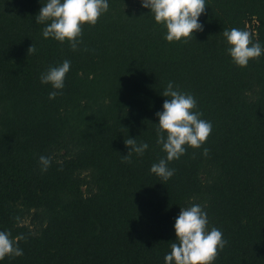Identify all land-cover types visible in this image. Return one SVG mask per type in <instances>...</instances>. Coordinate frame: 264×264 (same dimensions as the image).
<instances>
[{"label": "trees", "instance_id": "16d2710c", "mask_svg": "<svg viewBox=\"0 0 264 264\" xmlns=\"http://www.w3.org/2000/svg\"><path fill=\"white\" fill-rule=\"evenodd\" d=\"M108 4L73 51L42 36V0H0V231L25 237L23 254L0 264H165L175 218L193 203L227 241L214 264H264V55L237 67L221 34L247 30L264 46V0H206L187 42H167L139 0ZM64 60L50 100L40 75ZM169 82L212 131L163 181L150 172L165 156L152 124ZM127 138L148 144L130 164Z\"/></svg>", "mask_w": 264, "mask_h": 264}, {"label": "clouds", "instance_id": "9594fccd", "mask_svg": "<svg viewBox=\"0 0 264 264\" xmlns=\"http://www.w3.org/2000/svg\"><path fill=\"white\" fill-rule=\"evenodd\" d=\"M141 6L149 10L156 24L166 30L167 42L193 40V33L203 31L199 17L208 8L206 0H139ZM108 0H42L36 24L43 25L42 36L52 38L63 44L68 42L71 50H78L82 43L83 25L94 26L99 18L108 11ZM222 37L228 45V55L237 67H246L251 60L264 55V46L253 40L252 33L239 28L224 29ZM87 51V49H84ZM36 51L35 46L27 50V55ZM70 61L64 60L58 66L49 67L41 73L40 83L50 85L53 91L48 98L54 99L64 88L66 74L70 71ZM162 111L155 114L157 124H152L156 133V143L161 146L165 156L150 167V172L163 181L174 175L169 162L179 159L188 148L199 149L207 141L212 131L209 121L202 119L196 110L197 101L193 95L181 92L169 82L163 92ZM127 130V129H126ZM129 149L121 156L122 163H132L133 154L142 156L148 148L146 142L137 143L136 138L124 139ZM209 149L204 148L202 155L207 156ZM51 157L40 156L38 164L41 172L51 166ZM207 213L202 205L193 203L180 208L175 218V242L170 243V252L164 257L165 264H214L219 252L227 241L220 229L208 227ZM23 235L13 237L10 231H0V260L6 256L19 257L23 250L19 241Z\"/></svg>", "mask_w": 264, "mask_h": 264}, {"label": "rangeland", "instance_id": "374dc122", "mask_svg": "<svg viewBox=\"0 0 264 264\" xmlns=\"http://www.w3.org/2000/svg\"><path fill=\"white\" fill-rule=\"evenodd\" d=\"M253 25H254V21H252L251 23H250V29H253Z\"/></svg>", "mask_w": 264, "mask_h": 264}]
</instances>
